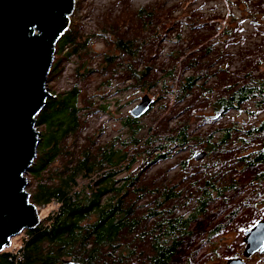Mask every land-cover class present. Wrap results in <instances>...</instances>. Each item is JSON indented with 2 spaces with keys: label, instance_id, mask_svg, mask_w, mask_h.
Here are the masks:
<instances>
[{
  "label": "trees",
  "instance_id": "trees-1",
  "mask_svg": "<svg viewBox=\"0 0 264 264\" xmlns=\"http://www.w3.org/2000/svg\"><path fill=\"white\" fill-rule=\"evenodd\" d=\"M118 2L124 7L121 15L101 26L103 31L107 30L106 38L117 51V54H104L101 58V66L110 69L111 79L124 74L131 83L129 87L150 90L160 86V107L168 110L171 105L177 111L171 118L182 115L187 102L193 99H197L192 104L194 109L201 103H209L206 108L212 107L214 112L222 114L235 110L250 115L249 109L243 106L248 100H254L253 107L258 112L264 109V71L259 72L264 61V36L259 39L261 47H238L243 63L231 76L220 64L221 59L229 55L221 43L234 44V27L225 26L222 28L224 36H217L219 28L214 19L205 21L203 15L192 8L176 13L177 1L168 6L166 0H157L130 12V20H127L129 2ZM246 8L252 19L257 14L264 16V0H246ZM71 25L70 20L69 27L55 45L56 51L70 45V55L86 52L88 38L77 34ZM166 40L181 41L184 46L166 51L169 67L164 72L155 69L154 74L158 71L161 74L154 77L153 67L143 57L144 52L146 47H152V51H158H153L156 59L161 53L160 43ZM51 68L52 74L55 65ZM88 68L80 64L74 75L87 76L93 72ZM78 97L76 86L60 96L51 94L36 117L35 126H42L44 130L39 131L36 156L26 174L28 182L30 178L35 181L33 190L28 191L29 200L38 212L47 205H54L55 209L43 219L39 216L37 226L24 230L26 238L18 250H2L0 264H65L67 261L167 264L182 245L181 238L189 233V224L196 215L202 216L204 208L215 201L214 198L225 200L227 192L236 191V185L232 184L234 169L264 160V152L250 153L253 149L236 156L232 163L226 161L230 163L228 168L218 158L225 151H231L226 148L234 142L244 148L250 144L251 137L263 141L264 135H260L255 126L242 132L237 129L235 133L227 126L206 132L204 140H194L195 123L186 119L177 125L175 121L170 128H166L167 124L160 129L150 126L143 134L144 127L128 116L124 122L128 129L124 140L118 141V137L96 144L95 139H88L87 144L78 146L79 135L85 128ZM101 110L104 107L101 106ZM216 133L220 135L214 138ZM68 140L71 146L67 145ZM192 141L195 146L208 144L212 157H217L209 167H204L213 166L204 180H197L195 175L196 178L189 180L186 161L192 158L195 150L184 151ZM173 146L177 150L171 152ZM174 155L173 166L178 168L180 175L173 178L174 174L170 180H142L141 170L131 169L137 157L143 165H148L151 160L154 163ZM59 158L64 159L63 163L53 167ZM123 172L126 174L122 175ZM213 174H218L219 178ZM81 178L83 180H78ZM216 181H220L219 187ZM188 207V212L184 209L186 213H179V208ZM219 232L220 229L211 228L207 237L211 239Z\"/></svg>",
  "mask_w": 264,
  "mask_h": 264
},
{
  "label": "rangeland",
  "instance_id": "rangeland-1",
  "mask_svg": "<svg viewBox=\"0 0 264 264\" xmlns=\"http://www.w3.org/2000/svg\"><path fill=\"white\" fill-rule=\"evenodd\" d=\"M74 9L73 13L70 15V20L72 21V29L77 31L81 37L88 38V46L86 52L76 53L70 55V45H67L60 52L55 47L54 58L52 64L55 65V71L52 74L49 72L47 85L49 92L55 96H60L63 92H66L71 87L76 86L79 90L78 104L82 107L84 112L85 128L79 135L77 145L87 144L89 140H96V144L108 143L112 140L118 141L124 140L128 134V129L124 125L126 118L130 116V110L141 100L144 95H147L152 99V104L149 111H147L143 116L138 118L139 124L144 127L142 133H146L148 128L151 126H156L159 129L167 124L166 128L173 127L175 124L182 122L183 119L194 122V140H202L206 136V132L210 130L223 129L225 127H231L235 133L237 129L247 130L256 120L247 114L244 111H235L230 110L225 114H222L220 111L214 112L212 107L206 108L209 103H201L197 109H194L192 104L197 102V99H193L191 103L187 102V106L182 111V115L176 114L175 108L171 105H168V110L161 108L162 101L160 100V86L151 87L150 90H143L145 87H129L130 81L127 80L124 74L116 75L112 79L110 78V69L106 67L103 69L101 58L104 54H117V51L113 50L112 43L106 38V31H103L101 27L107 21H115L124 10L122 4L118 0H74ZM128 3V15L127 20H130V15L133 11L138 10L141 7L148 6L154 1L157 0H125ZM176 13L186 12L189 8H192L199 15H203V19L216 21L217 36L223 35L222 28L225 26L234 27L236 33L235 38L232 40L234 44L231 43H221L223 49H226L229 52L225 58L221 59V65L223 68L228 69L230 73H234L237 68L241 66L243 60L238 54L239 48L249 46L250 48L261 47L262 43L259 44L260 37L264 36V16L257 14L255 18H250L249 9L246 8V0H176ZM174 0H166L167 5L169 3L176 2ZM179 1V2H178ZM251 1V0H247ZM127 9V8H126ZM131 12V13H130ZM200 12V13H199ZM110 14V15H108ZM249 17V18H248ZM255 21L257 24H255ZM202 27V26H201ZM204 29V28H201ZM200 29V30H201ZM222 31V33H220ZM132 32V26L130 28ZM129 32V33H130ZM161 53L154 58V53L158 51H152V47H146L144 58L149 61V64L153 67V76L157 77L161 73L159 71L154 74L155 69H160L161 72H164L168 67L167 55L165 54L170 48H179L181 49L184 44L180 42H169L162 41ZM164 46V48L162 47ZM220 46V45H219ZM239 47V48H238ZM146 53V54H145ZM82 54V57H80ZM80 64L87 65V68L91 72L87 76L81 75V78L74 75L76 70L79 68ZM257 62L254 63V66ZM139 67V66H138ZM143 67V64L141 65ZM52 69V68H51ZM105 70V71H104ZM264 71V61L259 66V72ZM83 72V71H81ZM188 73V71H186ZM236 73V72H235ZM231 76H234L233 74ZM109 82V83H108ZM168 83V81H167ZM153 101H155L153 103ZM254 100H248L243 105L245 109L252 110V112H257L253 107ZM101 106L104 107V110H101ZM100 107V108H99ZM264 107V106H263ZM86 108V109H85ZM173 108V110L171 109ZM264 109L259 111L258 117L264 118ZM164 111V112H162ZM222 114V115H221ZM185 117V118H184ZM206 123H203L205 122ZM230 124V125H229ZM255 126V125H253ZM38 131H43L42 126L37 127ZM220 133H216L214 138H217ZM73 138L71 139V141ZM85 140V142H84ZM204 140V139H203ZM71 141L67 145L71 146ZM262 140H259V137H251L250 144L248 143L247 147H242L238 143L234 142L232 145H229L226 149L231 151H225L223 155H220L218 158L223 163V166H229L233 162L235 157L246 154L250 149H253L258 143H262ZM120 146V144H117ZM208 144L202 143L201 146H195L194 142L189 143V147L185 149L184 153L195 150L197 152H207L206 155L199 160L188 159L187 162V172L189 180H192L197 177L198 179L204 180L210 175V172L213 171V166L209 167L211 161L216 158L212 157V154L208 151ZM177 150L173 146L171 152ZM181 153V152H180ZM214 155V154H213ZM181 156V155H180ZM175 155L167 158L163 161L151 162L148 165H143L140 162V158L137 157L136 162L132 164L131 169L141 170L142 180H151L154 179L156 182L159 180H170L171 177L176 174L180 175L178 168L173 166ZM206 159L204 160V158ZM62 158L56 159L53 167L61 166L63 163ZM178 160V159H177ZM176 160V161H177ZM203 160V161H202ZM225 167V168H226ZM228 168V167H227ZM204 169V170H203ZM209 172H205V170ZM244 168L241 166L234 169L233 173L236 174L239 171H242ZM221 171L219 170V173ZM126 174L125 172L122 175ZM194 175L196 177H194ZM214 177L219 178L218 174H213ZM243 176L249 177V172L243 174ZM172 178V179H173ZM83 180V178L78 179ZM242 181H245V178H242ZM203 183V182H202ZM218 187L221 185L220 181L215 183ZM35 185V181L30 178L29 182L27 181L26 190L32 191ZM225 185H223L224 187ZM223 193V192H222ZM214 195H218L215 194ZM227 199H215V201L210 202L206 208H204L205 213L197 217L189 224L188 234L184 235L181 238L182 245L175 252V254L170 258L167 264H223L227 259L228 255L231 253L227 248V245L233 243L234 240L240 238V233H235L229 235L228 233L222 230L219 236H213L209 239L208 231L214 226L222 222V220L227 217L230 209L241 202L242 194H235L234 190L226 193ZM141 208L145 206L141 205ZM54 205H47L41 207L38 214L40 218H44L48 213L54 211ZM184 209L188 208H179V213H186ZM222 236H226V243H220L219 239ZM26 238L24 231L16 235L11 239L10 246L5 248L7 250H18L23 239ZM4 249V250H5ZM234 252V251H233ZM212 253V254H211Z\"/></svg>",
  "mask_w": 264,
  "mask_h": 264
},
{
  "label": "water",
  "instance_id": "water-1",
  "mask_svg": "<svg viewBox=\"0 0 264 264\" xmlns=\"http://www.w3.org/2000/svg\"><path fill=\"white\" fill-rule=\"evenodd\" d=\"M74 0H0V252L11 239L40 222L26 190L28 170L36 156V117L51 96L47 85L55 45L69 27ZM144 95L131 110L138 119L149 111ZM205 152H197L202 159ZM246 257L264 236L246 231ZM65 264H82L67 261ZM227 264H240L230 259Z\"/></svg>",
  "mask_w": 264,
  "mask_h": 264
},
{
  "label": "flooded vegetation",
  "instance_id": "flooded-vegetation-1",
  "mask_svg": "<svg viewBox=\"0 0 264 264\" xmlns=\"http://www.w3.org/2000/svg\"><path fill=\"white\" fill-rule=\"evenodd\" d=\"M249 111L251 113L250 116L256 120L252 125H255V128H258L260 135H264V118L258 117V111L256 113L254 112V115L252 110ZM252 125L250 127H252ZM192 137L194 138L195 136L192 135ZM260 150L261 153L264 152V142L258 143L253 150H250V153ZM196 152L197 151H195V153ZM205 153L207 157V152ZM194 155H192L193 159H195ZM246 172H249V177L243 176ZM242 178H245L244 182L242 181ZM232 184L236 185V191H234L235 194L243 195L241 197L242 201L233 206L229 213H227V217H225L222 222L217 223L214 228L220 229L217 236H219L221 231H224L225 229H227L225 232L229 235L239 233L240 230L241 233L240 238L227 245V248L231 253L223 264H227V261L230 259H236L240 264H264V241L263 244H259L258 249L250 256L246 257L244 255L246 248V243L244 241L246 231L255 230L257 235L264 236V160L254 162V164H248L244 170L235 174L232 178ZM226 238V236H222L219 239V242L226 243Z\"/></svg>",
  "mask_w": 264,
  "mask_h": 264
}]
</instances>
